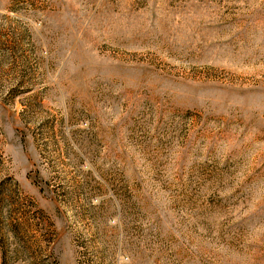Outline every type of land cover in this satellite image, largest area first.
I'll return each mask as SVG.
<instances>
[{
    "label": "rangeland",
    "instance_id": "rangeland-1",
    "mask_svg": "<svg viewBox=\"0 0 264 264\" xmlns=\"http://www.w3.org/2000/svg\"><path fill=\"white\" fill-rule=\"evenodd\" d=\"M0 264H264V0H0Z\"/></svg>",
    "mask_w": 264,
    "mask_h": 264
}]
</instances>
